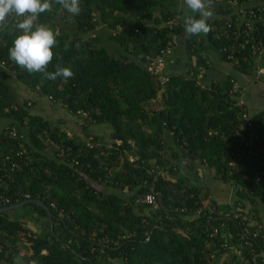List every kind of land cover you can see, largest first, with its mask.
I'll list each match as a JSON object with an SVG mask.
<instances>
[{"label": "trees", "instance_id": "16d2710c", "mask_svg": "<svg viewBox=\"0 0 264 264\" xmlns=\"http://www.w3.org/2000/svg\"><path fill=\"white\" fill-rule=\"evenodd\" d=\"M174 1L79 0L73 15L49 0L34 24L54 31L45 71L69 67L66 80L9 58L21 17L0 26L7 72L0 73V208L39 200L51 213L35 203L18 216L1 213L0 264H264V108L251 111L243 92L232 93L233 83L243 90L238 76H256L252 40L238 47L245 36L225 26L232 8L214 0H206L214 8L209 32L188 35L184 15L195 14ZM101 27L113 53L96 33ZM181 36L188 72L154 75L151 59ZM263 39L261 28L256 40ZM211 55L233 73L206 86L198 75ZM8 75L74 118L78 135L33 114L34 100L17 101ZM100 128L110 132L107 144L96 132L85 135ZM207 174L231 201L210 197ZM148 193L156 208L141 202Z\"/></svg>", "mask_w": 264, "mask_h": 264}, {"label": "clouds", "instance_id": "9594fccd", "mask_svg": "<svg viewBox=\"0 0 264 264\" xmlns=\"http://www.w3.org/2000/svg\"><path fill=\"white\" fill-rule=\"evenodd\" d=\"M73 15L80 12L79 0H58ZM193 14L184 15V29L188 35L207 34L210 26L207 23L211 11L207 9L206 0H184ZM49 0H0V26L16 17H21L16 28L19 31L9 49V58L29 73H43L46 79L56 80L58 77H72L71 68L55 65L54 71L46 72L45 68L53 58L56 44L54 31L46 25L34 24L37 17L50 10Z\"/></svg>", "mask_w": 264, "mask_h": 264}, {"label": "built area", "instance_id": "2783aa9c", "mask_svg": "<svg viewBox=\"0 0 264 264\" xmlns=\"http://www.w3.org/2000/svg\"><path fill=\"white\" fill-rule=\"evenodd\" d=\"M218 2L222 4L225 8L224 11L228 12L229 9L232 8V13L229 16L233 15V20L229 19L225 22V26L228 28H235L236 30L234 33H239L243 36H245V40L243 41V44L238 45L240 49H243L245 45L249 43V41L252 40V56L254 58L255 65L258 67L256 71V80H260L262 75H264L261 68H259V64L261 61V58L264 57V39L263 40H256L257 36H259V31L261 28H264V0H214L213 3ZM207 7H213L212 3H206ZM263 17V18H262ZM170 23H176V21H172ZM169 23V24H170ZM119 31L117 29L114 34H116ZM233 49V48H232ZM173 49L170 45H168L166 48L160 51V53L156 56H154L151 59V65L150 70L153 72L154 75H159L161 70L164 68L165 64L169 60V58L172 55ZM231 57V55H230ZM159 80L161 82H167V78L159 77ZM238 93L241 94L242 91L240 90V87L237 83H233L232 86V93ZM238 106L241 105V102L239 101L237 103ZM244 117V115H243ZM246 118V117H245ZM10 136L14 137V132H10ZM89 147H92L90 144H88ZM21 155V153H20ZM12 168H18L16 164L11 165ZM142 203L152 206L153 208H156V202L153 193H148L145 195L142 200ZM200 211V210H199ZM232 213V211H231ZM230 214H226L225 217H229ZM234 218L238 217L239 215L233 214ZM216 231H213V234H215ZM244 235L248 236L252 240L257 238V233H251L248 232L246 229L243 232ZM245 236V237H246ZM244 245L250 246V242L247 241ZM237 256H241V252L237 251Z\"/></svg>", "mask_w": 264, "mask_h": 264}, {"label": "crops", "instance_id": "0c3cea01", "mask_svg": "<svg viewBox=\"0 0 264 264\" xmlns=\"http://www.w3.org/2000/svg\"><path fill=\"white\" fill-rule=\"evenodd\" d=\"M174 2H176V5L178 6V8H181V9L187 8L183 0H175ZM207 9L210 10L211 13L213 14V10H214L213 7H207ZM188 10L191 11L190 9H188ZM195 15L197 16L198 13ZM209 57H210V62L208 65L209 66L208 70L204 71V73L203 72L199 73V75H198L199 77H202V82L206 86L210 85V83L212 81L223 80L226 76L233 73L230 65L219 63L213 55H211ZM187 63L188 62H187L186 56H185V44H184L183 37L181 36L175 40L172 59L165 64L164 69H163V73H165L166 75H169L171 73H176V74L187 73L189 70L187 67ZM261 70L264 73V68H261ZM253 76H254V78L253 77L244 78L243 76H238V82L243 87V90H242L243 93L242 94L246 100V103H248L247 99L251 100L250 104L248 103V105H250L249 109L251 111H257V110L264 108V100H260L261 95H262V87L261 86L264 85V80H262V81L256 80L255 74H253ZM254 82H257V83L252 85ZM260 82H262V84ZM254 102H255V104H254ZM64 117H65L64 122L57 120L55 123L59 124L60 126L62 125V123H64L68 127L67 130L64 129L67 132V134L72 135V136L73 135L77 136L78 132L76 131V121L74 120V118L69 117V116L67 117L66 115ZM78 124H79V122H78ZM96 130L97 129L91 130L93 132V135H94V132L99 134L98 133L99 131L97 132ZM101 134H103V133H101ZM107 134H108V136H110V132H107ZM82 136L84 138V134H81V136L79 134V137H82ZM105 141H104V143H106ZM184 161L185 160H183L182 162H184ZM180 168H182V167H180ZM182 169H184V168H182ZM206 183H207V185H205V186H207L209 188V191L211 194L210 197L212 199H214V198L218 199L221 203H227V202L231 201V195L225 194L223 185H221L220 183H211V182L210 183L206 182ZM101 190H103L104 192L115 191L111 187H105L104 189H101ZM117 192H118V190H117ZM123 194L125 196H128L129 194H131V192L124 190ZM262 224L264 226V220L263 219H262Z\"/></svg>", "mask_w": 264, "mask_h": 264}, {"label": "rangeland", "instance_id": "374dc122", "mask_svg": "<svg viewBox=\"0 0 264 264\" xmlns=\"http://www.w3.org/2000/svg\"><path fill=\"white\" fill-rule=\"evenodd\" d=\"M197 17H198V15H197ZM176 19H179V15H176L175 20ZM96 33L102 36V38H103V42L102 43L107 45L108 50L111 53H113L115 48L113 47L114 45L112 43H110V39H108V34H107L106 29L104 27H101V28L96 30ZM0 73L1 74H7V72L4 71V70H1ZM8 79H9L10 84L12 86V92L16 95V100L17 101H24V100H27V99L35 101V106L32 108V113L33 114H36V115L40 114L41 116H44V118L49 119L53 123H55L57 120L64 122L65 117H64V114L61 111V109H54V107H52L49 104L50 101L48 102L46 100H41V101L37 100V98L34 95H32L31 93L27 92L24 88H21V86L19 84H17V82L15 81V79H14V77L12 75H10V76L8 75ZM260 83L262 84V82H260ZM261 87H262V95H261V99L260 100H264V85H262ZM247 102L250 104L251 100L247 99ZM248 103H247V105H248ZM254 104H255V102H254ZM248 107H250V105H248ZM3 125H4V123H3ZM0 127H2V125ZM61 128L67 130L68 127L64 123H62ZM76 131H77V128H76ZM98 131L97 132L100 135L106 137L105 140H107L108 134H107L106 130L104 131L103 128H100ZM101 133H103V134H101ZM85 135H87L88 138H91L93 136V132L91 130H89L88 132H85ZM130 160H132V158H130ZM187 176L192 178V179H190L191 181H195L192 176H196V173H194L192 171L191 174L187 175ZM210 180H211L210 176L207 175V178L204 180V182L207 181L208 183H210V182L211 183H215V182H212ZM18 215H19V211L18 210H12V211L9 212V216L10 217L18 216ZM31 228L34 230L35 227L32 226ZM15 264H23V262L19 258V259H17L15 261Z\"/></svg>", "mask_w": 264, "mask_h": 264}, {"label": "water", "instance_id": "95a60500", "mask_svg": "<svg viewBox=\"0 0 264 264\" xmlns=\"http://www.w3.org/2000/svg\"><path fill=\"white\" fill-rule=\"evenodd\" d=\"M29 203H35V204L41 206V207L45 210V212L47 213L49 219H51V213H50L49 209L47 208V206H45V205H44L41 201H39V200H34V201H24V202H22V203H19V204H16V205L10 206V207L0 208V214H1V213H7V212H10V211H12V210L20 209V208H22L23 206H25V205H27V204H29ZM259 256L264 260V253H263V252H261V253L259 254Z\"/></svg>", "mask_w": 264, "mask_h": 264}]
</instances>
